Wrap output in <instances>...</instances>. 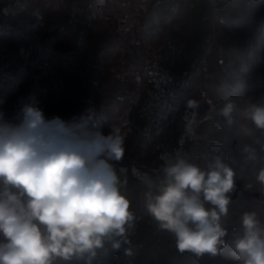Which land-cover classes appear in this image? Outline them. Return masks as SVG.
Wrapping results in <instances>:
<instances>
[{
  "label": "clouds",
  "instance_id": "clouds-1",
  "mask_svg": "<svg viewBox=\"0 0 264 264\" xmlns=\"http://www.w3.org/2000/svg\"><path fill=\"white\" fill-rule=\"evenodd\" d=\"M32 100L19 123L0 111V264H93L106 243L113 250L130 243L126 233L136 219L123 191L126 181L113 165L124 157L123 137L119 128L103 131L91 116L46 119ZM234 110L231 101L220 110L229 124ZM239 112L264 129V106ZM186 129L193 131L190 123ZM201 159L166 157L155 179L134 170L145 186L144 212L174 234L181 253L198 259L218 255L226 243L235 176L220 156L202 153ZM256 179L264 186V168ZM240 222L242 235L231 240L236 264H264V223L255 212L242 213ZM125 254L133 253L128 248Z\"/></svg>",
  "mask_w": 264,
  "mask_h": 264
},
{
  "label": "crops",
  "instance_id": "crops-1",
  "mask_svg": "<svg viewBox=\"0 0 264 264\" xmlns=\"http://www.w3.org/2000/svg\"><path fill=\"white\" fill-rule=\"evenodd\" d=\"M225 1L175 0L176 4H160L94 0L87 31L89 43L82 49L68 27L33 33L28 43H18L24 31L17 25L4 24L0 95L5 118L19 123V105L34 98L46 119L59 116L70 120L91 100L97 113L92 118L99 119L102 130L120 129L125 147L121 164L126 160H152L157 164V175L162 173L166 146L163 137L146 127L141 114L144 95L160 77L170 75L177 88L182 85L184 41L185 37L190 39V34L189 38L185 36V28L193 30L194 36L209 30L218 21ZM129 173H122L120 178L126 181L124 187L134 192L142 184ZM154 175L150 177L154 179ZM141 196L130 197L136 213L143 207ZM152 224L154 229L158 225L156 221ZM143 243L147 245V240ZM148 248L150 260L142 257L137 263L154 264L153 251L172 250Z\"/></svg>",
  "mask_w": 264,
  "mask_h": 264
},
{
  "label": "rangeland",
  "instance_id": "rangeland-1",
  "mask_svg": "<svg viewBox=\"0 0 264 264\" xmlns=\"http://www.w3.org/2000/svg\"><path fill=\"white\" fill-rule=\"evenodd\" d=\"M93 1L0 0V76L3 75L4 24L15 28L17 25L19 30L24 31L22 41L18 43H28L26 41L33 33H49L54 31L53 29L58 32L68 27L73 32L71 34L74 35L78 48L82 49L81 47L84 48L86 45L85 43L81 45L78 33L89 27ZM128 1L149 3L140 0ZM172 4H176L175 0ZM223 8L222 13L216 17L218 21L215 25L209 30H204L203 33H198V36H194L193 30L189 27L185 28V36L188 37L190 34V39L192 37L193 41L185 37L181 68L183 69L182 84L190 78L192 84L181 93L182 85H178L177 90L182 99H178L179 101L175 103L171 117L164 123L163 130L158 136L164 138L163 143L168 158L175 157L179 153L191 156L195 162L203 164L202 153H209L220 156L222 161L234 170V188L228 194L231 203L226 227L235 224L239 229L231 235L227 232L226 243L221 246L218 255L205 254L198 259L188 251L181 253L177 249L173 233L160 229L158 225L154 229L152 223L155 221L140 206L136 218L141 219L139 228L142 234L138 233L141 234L142 242L147 240V245L143 243L145 251L142 257L150 260L148 246L172 247V250L153 251L154 264H236L231 251V240L233 234L242 235L240 222L242 213L255 212L261 223H264V186L256 179L259 170L264 168V129H259L250 121H245L239 112L245 105L264 106V0H226ZM219 12L220 8L217 14ZM221 19L225 23H222ZM86 39L89 43L88 35ZM77 79L79 80V77ZM167 79L175 82L170 75ZM149 90L144 95L145 100L141 110L147 129L149 119L146 116L153 106L151 103L153 93ZM0 100L3 102L1 95ZM189 101H195L196 106L189 107ZM228 101L235 105L231 124L220 114V110ZM3 106L0 109L2 112H4ZM188 123L193 129L191 133L186 129ZM246 147L255 153L254 160L248 159L250 153L245 152ZM155 165L157 164L152 160L139 163L126 160L124 164L120 161L114 164V167L119 169L118 175L121 178L122 173L130 172L129 175L142 184L134 192L123 187L129 200L135 195L138 198L145 191V186L135 173L150 177L155 172V178L163 174L162 172L157 175L158 169ZM71 263L82 264L77 261L69 262Z\"/></svg>",
  "mask_w": 264,
  "mask_h": 264
},
{
  "label": "built area",
  "instance_id": "built-area-1",
  "mask_svg": "<svg viewBox=\"0 0 264 264\" xmlns=\"http://www.w3.org/2000/svg\"><path fill=\"white\" fill-rule=\"evenodd\" d=\"M140 1L149 2V3L156 2L160 4L173 2V0H140ZM82 14L83 12H81V15ZM87 31L88 28H86L85 30H81L78 33L79 42L81 43V45H84V43L85 45H87V39H86ZM191 84H192L191 78L185 81V83H183L181 86L182 89L180 93L183 90H186L188 87H190ZM149 92L153 93L151 95V99H152L151 103L153 106H152V110H150V112L148 111L146 116L149 119L147 121L148 129L153 130L157 134H160V132H162L163 130L164 123L168 120L169 117H171V114L175 107V103L180 99H182V97L180 96V93H178L177 85L175 84V82H173L172 80H168L167 77H160L159 79H157L154 83L153 88L149 90ZM32 102L33 100H30L29 103ZM26 103L28 102H25L20 105L19 107L20 111L23 105ZM2 105L3 102L2 100H0V109ZM95 114L97 113L93 106L92 101L87 100L86 104L83 107H81L79 110H77L72 115L71 119L75 117L78 120L81 116L93 117ZM115 163L116 162H113V165ZM140 223H141V219L137 217L136 220L133 222L132 227L127 229L126 235L130 243H122L121 248L118 250H113L111 248V244L106 243L104 249L98 250V255L96 259L93 261V264H134L137 258H140L144 255V251H145V245L140 240V236L142 234L140 232L141 228H139ZM138 232H140L141 234ZM128 248L132 250L133 254L131 256L125 254V249ZM71 264H76V263H71Z\"/></svg>",
  "mask_w": 264,
  "mask_h": 264
},
{
  "label": "trees",
  "instance_id": "trees-1",
  "mask_svg": "<svg viewBox=\"0 0 264 264\" xmlns=\"http://www.w3.org/2000/svg\"><path fill=\"white\" fill-rule=\"evenodd\" d=\"M226 228H227V232L231 235L232 233H234V231H237V230L239 229V226H238V225H235V224H231V225L227 226ZM239 233H240V232H239ZM140 258H142V257H140ZM140 258H137V259L135 260V263H136V261L139 260ZM135 263H134V264H135Z\"/></svg>",
  "mask_w": 264,
  "mask_h": 264
}]
</instances>
